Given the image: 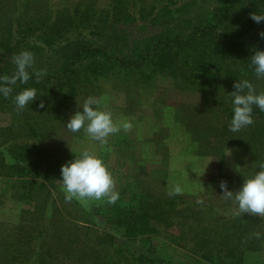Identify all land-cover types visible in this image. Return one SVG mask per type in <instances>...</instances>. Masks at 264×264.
Wrapping results in <instances>:
<instances>
[{
	"label": "trees",
	"instance_id": "obj_1",
	"mask_svg": "<svg viewBox=\"0 0 264 264\" xmlns=\"http://www.w3.org/2000/svg\"><path fill=\"white\" fill-rule=\"evenodd\" d=\"M95 3L81 0L74 5L61 29L56 28V19L48 22L53 28L22 27L18 14L10 21L8 38L0 39V76L14 73V55L23 50L35 55L27 84L18 81L8 98L0 95V110L12 112L11 123L0 127V178L20 201L31 205L28 213L18 210L14 224L0 222V231L6 229L0 236V264H244L245 247H241L251 245L244 238L248 235L241 234L246 225L238 219L199 222L211 216L212 202L197 207L177 197L161 202L136 198L138 202L117 201L101 208L88 200L86 213L106 214L107 231L132 242V248L114 245L113 235L99 233L87 220L75 218L83 224L66 221L48 185L67 160V143L58 140L48 146L44 140L64 127L63 111L77 96L110 98L112 91L120 90L129 113L142 104L141 89L151 87L154 76L163 74L173 77L177 87L182 83L184 88L188 81L199 92V106L188 112L197 123L182 124L198 144L196 154H215L221 161L227 146L264 152V112L254 106L253 125L238 133L228 127L234 82L249 79L258 91H264V79L256 78L250 63L252 53L264 49L259 35L264 21L256 23L250 15L264 13V0H111L105 9ZM164 17L172 25H162ZM127 27L132 30L128 32ZM151 27L160 29L151 32ZM48 29H57L63 40L47 34ZM75 31L80 34L72 36L70 32ZM29 32L33 33L30 43L24 38ZM34 36L44 40L38 43ZM37 70L44 72L42 78H37ZM25 87L36 88L38 98L18 109L12 97ZM157 101L150 103L156 111ZM22 139L26 140L21 143ZM154 234L185 250V260L157 252L155 246L164 243L155 242ZM87 235L94 237L89 239L92 244L84 241ZM103 236L109 238L108 258L103 254L101 260L92 245ZM78 253L86 262L79 261Z\"/></svg>",
	"mask_w": 264,
	"mask_h": 264
},
{
	"label": "rangeland",
	"instance_id": "obj_2",
	"mask_svg": "<svg viewBox=\"0 0 264 264\" xmlns=\"http://www.w3.org/2000/svg\"><path fill=\"white\" fill-rule=\"evenodd\" d=\"M80 1L0 0V39L6 40L8 38L10 34L9 28L12 25L10 21L18 14L20 21H23L22 27L53 28L48 22L56 19V28L61 29L60 25L64 23V17ZM109 1L111 0H96L95 6L105 9L108 7ZM148 1L152 3L155 0ZM157 4L155 3V5ZM77 19V16H75L73 23ZM171 20L178 22L173 18ZM27 21L32 22L28 23ZM169 22L164 17L161 24L165 25L168 23V25H172ZM158 28L151 27L150 30L152 32ZM126 30L129 32L132 28L127 27ZM45 32L53 35L52 37H55L56 40L58 38L63 40V38L59 37L61 33L57 34V29L56 32L53 29H48ZM134 32H137V30L132 31V36L135 34ZM70 34L78 36L80 33L75 31L70 32ZM24 35V38L30 43L29 37L33 36V33L29 32ZM33 38L38 43L44 40L42 36L40 38L34 36ZM59 42L62 43L63 41ZM175 82V79L169 75H155L152 79L151 87L141 89L142 104L136 106L129 113L124 108V92L120 90L112 91L110 98L107 96L105 98L94 96L100 100L102 109L112 113L116 122L127 120L132 124L129 131L121 130V132L111 135L105 145L101 146L98 142L92 141L83 129L77 133L70 132L65 126L66 121L64 122V127L58 129V134L49 136L44 142L48 146L56 145L58 140H64L67 143V160L62 161V165L74 159L75 154H79L84 149L93 151L100 156L114 178L116 190L120 193V198L117 201H124L123 203L138 202L136 200L138 198L147 202H161L177 197L190 201L198 205L197 207H208L212 202L211 216L205 217V219L202 218L199 222H219L221 221L220 218L224 222L232 219L240 220L242 224L246 225V230H243L241 234L245 233L248 235V237L244 236V238L251 241V245L241 247V250L245 247L243 252L245 255L244 264H264V216L241 213L237 204L233 200L225 198L223 190L220 188L221 181H225L229 189L232 190V187L238 189L237 186L242 184L244 176L251 172L259 162L264 161V152L256 153L241 146H227L225 153L230 151V154H224V158L221 161L215 154L203 156L196 154L198 144L191 139L190 134L182 124L188 122L195 125L196 121L188 117V112L193 110L191 108L199 106V92L193 83L185 81V87L182 88V83L180 87H177ZM87 96L90 95L81 94L77 97L83 99V97ZM76 98L63 111L64 118H67V120L77 110H82L78 106ZM155 99H158L155 104L158 108L157 111L150 106V103L153 104ZM193 114L195 115V111ZM196 118L198 117L196 116ZM11 119V111H8V109L0 110V127L9 125ZM261 127L264 128V126ZM199 133L198 131L195 132V134ZM25 140L22 139L20 142L22 143ZM55 156H60L59 151H55ZM210 159L214 160L209 162L204 171L205 165ZM237 165H239V171L237 170ZM43 169H45V166H43ZM59 170L54 171L51 177L53 183L48 186L54 191L53 196H55L57 209H60L63 218L66 221L68 218L70 221L83 224L85 222L75 219L82 218V220L89 222L87 225L99 233L111 234L104 225L106 214H98L93 212V210L86 213L84 207H87L88 204L80 201L75 202V199L72 201L65 200V193L59 181L61 179V166ZM257 170L259 169L257 168ZM38 180L43 181L41 177ZM4 181L5 179L0 178V222L8 221L14 224L18 210H20L19 212L28 213L31 205L26 203L27 201H20L12 193V188L7 186L8 183ZM174 184H180L183 187L182 194L169 195ZM12 196L17 197V199L12 198ZM200 197L201 199H199ZM176 200L180 201L179 199ZM91 202L95 205H100L101 208L108 203L107 198L91 200ZM67 212H70V215ZM5 226L10 228L11 224L7 223ZM238 229L242 230L239 227ZM4 231H0V236L6 233V229ZM111 235L115 238L113 241L114 245L132 248V242L129 243L127 239L117 234ZM152 236H154L155 242L163 240L164 243L163 247L160 244L155 246L158 250L157 252L161 251L163 254H167L169 258L180 260L181 262L185 260V250L169 243L159 235L154 234ZM229 236L231 237V234ZM93 238V236L87 235L83 239L84 241L86 239L88 244H92L89 239ZM102 238L101 242L92 245L93 250H95L101 260H103V254L106 255L108 253L106 248H108L107 244L109 241L108 237L103 236ZM229 242H232V240L228 239ZM87 250L85 249L84 252ZM78 254L77 258H79V261L83 259V262H86L85 257L81 253ZM106 256L108 258V255ZM88 257L90 256L88 255Z\"/></svg>",
	"mask_w": 264,
	"mask_h": 264
},
{
	"label": "clouds",
	"instance_id": "obj_3",
	"mask_svg": "<svg viewBox=\"0 0 264 264\" xmlns=\"http://www.w3.org/2000/svg\"><path fill=\"white\" fill-rule=\"evenodd\" d=\"M256 23L264 21V13L253 12L250 14ZM264 39V31L259 33ZM13 63L15 71L12 75L0 76V95L8 98L13 93V87L19 81L27 84L31 78L29 69L34 64V56L31 51L23 50L14 55ZM250 63L257 79H264V49H256L250 56ZM43 71L37 70V78H42ZM231 97L232 116L228 124L232 133H238L242 129L254 124L253 107L264 112V91H258L254 83L249 79H237L234 82V90L229 92ZM38 98L37 89L25 87L15 92L12 97L18 109L28 107ZM77 104L82 110H77L66 122L65 126L73 133L81 129L87 136L101 146L107 144L111 135L127 132L131 129L130 121L116 122L110 111L101 108L100 100L94 96L76 98ZM40 106L43 107V101ZM230 154V151L225 155ZM207 161L204 171L209 164ZM239 165H237V170ZM257 168L259 170H257ZM203 171V173H204ZM201 173V174H203ZM65 193V200H78L86 203L88 200H101L107 198L108 203H116L120 193L115 188L114 178L103 159L95 152L84 149L75 154L74 159L61 165V179L59 180ZM220 188L227 199L233 200L241 213L256 216H264V161L259 162L251 172L244 176L240 187L233 191L227 187L225 181H221ZM183 187L174 184L169 195H180Z\"/></svg>",
	"mask_w": 264,
	"mask_h": 264
}]
</instances>
